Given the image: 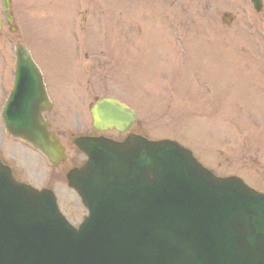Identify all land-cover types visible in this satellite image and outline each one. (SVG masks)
Instances as JSON below:
<instances>
[{"label": "rangeland", "instance_id": "1", "mask_svg": "<svg viewBox=\"0 0 264 264\" xmlns=\"http://www.w3.org/2000/svg\"><path fill=\"white\" fill-rule=\"evenodd\" d=\"M10 1L17 31L0 32V84L10 79L13 46L26 44L43 69L53 103L46 117L62 143L92 130L95 100L114 98L136 113L134 132L175 140L217 176L264 192V1L259 13L246 0H172L167 10L166 0ZM169 26L185 37L172 38ZM3 97L0 88V104ZM0 154L16 180L73 203L61 173L83 161L79 153L68 150L66 165L51 168L6 137L0 120Z\"/></svg>", "mask_w": 264, "mask_h": 264}, {"label": "water", "instance_id": "2", "mask_svg": "<svg viewBox=\"0 0 264 264\" xmlns=\"http://www.w3.org/2000/svg\"><path fill=\"white\" fill-rule=\"evenodd\" d=\"M16 56L5 128L56 165L64 157L39 112L47 105L43 86L25 76L33 68L27 52L17 47ZM91 116L99 131L124 132L134 120L110 99ZM75 145L88 157L66 175L89 213L77 230L51 193L14 182L0 163V264H264V195L241 180L213 177L171 141L128 135Z\"/></svg>", "mask_w": 264, "mask_h": 264}]
</instances>
